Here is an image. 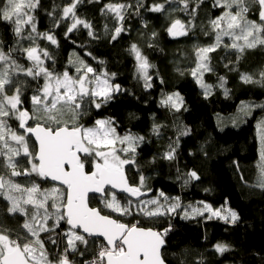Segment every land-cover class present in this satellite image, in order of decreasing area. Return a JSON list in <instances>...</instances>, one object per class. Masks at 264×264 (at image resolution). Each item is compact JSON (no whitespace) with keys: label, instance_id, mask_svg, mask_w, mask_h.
<instances>
[{"label":"snow or ice","instance_id":"snow-or-ice-1","mask_svg":"<svg viewBox=\"0 0 264 264\" xmlns=\"http://www.w3.org/2000/svg\"><path fill=\"white\" fill-rule=\"evenodd\" d=\"M175 2L164 0L148 8L143 0H135L134 4L110 0L100 8V13L111 16L116 26L110 30L105 24V33L110 34V41H116L127 31L124 23L129 15H140L142 8L163 13L166 4L170 6ZM85 3L98 4L100 0H68L63 5H53L52 11L47 13L55 27L67 23L66 38L83 29L88 37L98 39L92 21L78 15L79 7ZM179 4L183 5L180 10L192 19L187 25L180 19L173 20L167 28L173 38L189 34V26L193 25L199 7L197 4L190 8V0H179ZM215 4L221 9V15L209 21L215 41L196 48V68L191 72L205 98L211 95L213 87L203 79L205 73L214 71L210 66V53L223 44L225 49L235 51L236 62H239L246 50L264 48V0H215ZM41 6L42 0H0V21L10 24L16 37V46L7 51L0 42V169H3L0 172V199L6 203V216L20 218L17 230L0 221V264H169L165 250L171 225L162 231L155 230L141 227L139 220L124 223L113 218L111 213L118 217L141 216L158 220L177 215V209L184 206L178 197H168L163 192L155 198L143 199L147 194L143 174L138 184L129 182L126 171L131 166L139 167L137 149L144 141L143 136L131 132L119 135L111 119H98L92 127L79 124L86 103L99 109L120 91V86L111 82L115 73H97L84 60H79L75 76L67 70L63 73L49 70L45 60L52 59L51 54L41 48L37 40H47L52 45H57L58 41L51 30H38L36 13ZM253 10L258 14V20L248 18ZM155 35L152 33L153 37ZM224 37L231 43L224 44ZM24 40L30 41V45L23 47ZM16 52L22 53L30 66L20 63L13 55ZM130 52L134 54L139 78L143 79L145 88H150L152 65L135 43L130 46ZM21 77L42 81L37 83L30 96L31 109L23 107L27 88ZM239 78L246 84L264 86V69L259 73V79L249 73H240ZM226 82L225 77H219V87L224 88ZM224 91L227 95L228 90L225 88ZM161 104L179 112L183 99L174 93ZM250 107L244 105L241 111L250 114ZM259 107L264 108V105ZM9 120L17 121L18 128L14 129ZM261 126L264 127V121ZM162 127L154 124L153 134L160 136ZM188 134L186 128L179 130L177 139L169 143L161 158L174 160L179 136ZM258 167L256 186L264 189V136H261ZM187 175L185 184L200 178L194 170ZM18 177L29 179L21 183L15 179ZM48 181L53 182L52 186L44 188L41 182ZM90 193L101 195V202L110 214L105 215L101 209L90 206ZM118 193L123 195L118 196ZM200 204L202 207H184L181 218L191 219L208 213V219L217 218L226 224H235L240 219L232 209H214L207 203ZM97 237H102L103 241L89 260L86 254L90 238ZM49 245L57 249L55 254ZM213 247L219 254L229 251V246L224 243ZM76 253L83 258L79 262L69 259L70 254ZM198 264H203V260L200 259Z\"/></svg>","mask_w":264,"mask_h":264},{"label":"trees","instance_id":"trees-1","mask_svg":"<svg viewBox=\"0 0 264 264\" xmlns=\"http://www.w3.org/2000/svg\"><path fill=\"white\" fill-rule=\"evenodd\" d=\"M214 1L190 0V8L197 4L199 7L193 20L195 29L187 38L175 40L167 32L172 21L178 19L172 17H180L186 25L192 19L180 10L183 5L178 0L174 6L166 4L163 13L142 8L140 15H129L124 23L127 31L116 41H110V34L105 33L104 25L107 24L111 30L116 22L111 16L105 17L100 13V8L110 0H100L98 4L85 3L78 9V15L92 21L98 39L88 37L83 29L70 33V38H66L67 23L55 27L47 13L52 11L53 5H63L68 0H42V6L36 13L38 30H51L58 44L52 45L47 40H37V44L50 52L52 59L45 60V65L55 73L66 70L72 73L69 60L73 54L96 72L115 73L112 83L118 84L120 91L115 92L113 98L99 109L94 105L88 106L78 122L91 126L98 119H111L118 134L131 132L144 137L137 149L139 167L131 166L126 171L131 184H138L140 175H144V191L147 192L144 197L152 198L163 192L168 197H178L181 205H200L204 202L214 209H232L240 217L235 224H226L217 218L208 219L207 215L182 219L177 209V215L158 220L141 216L118 217L116 213H111L113 218L128 224L139 220L141 227L161 231L171 225L165 250L169 264H180L181 261L198 264L200 259L203 264H264V189L256 186L261 152L257 125L264 118V108L259 107L264 105V86L246 84L239 78L240 73H249L259 79V73L264 69V48L246 50L243 58L236 62L235 51H227L221 45L211 54L214 71L207 73L205 78L213 84L214 90L205 98L189 70L194 59L193 41L206 43L205 40L212 34L208 29V36L204 37L198 27L203 26L204 20L218 14ZM111 2L134 4L135 0ZM157 2L163 3L164 0H143L148 8ZM248 18L256 19L257 13L253 10ZM152 33H156L155 37ZM15 41L12 26L0 21V42L5 51L15 47ZM133 43L143 50L152 65L150 88H145L135 71V58L130 52ZM183 48L189 52L190 58L178 66L176 63L180 56L175 54L182 52ZM13 55L20 63L30 66L22 53ZM226 64L229 67H225ZM229 68L234 70L229 71ZM220 76L227 81L224 88L219 87ZM21 80L26 81L27 88L24 108L31 109L30 96L40 81L24 77ZM171 92L178 93L183 99L179 112L161 104L166 94ZM244 105H253L250 114L240 111ZM239 112L240 115H237ZM11 121L14 129L18 128V122ZM154 124L163 125L160 136L153 134ZM185 128L189 134L179 136L176 158L172 161L162 159L169 143L175 141L179 130ZM193 170L199 180H190L185 184L187 174ZM44 184L52 185L50 182L42 183L43 187ZM122 195L118 193V196ZM90 205L101 209L105 215L110 214L100 197L91 196ZM5 211L4 204L0 202V221L6 227L17 230L20 218L8 217ZM90 241L87 259L94 257L102 242L95 238H90ZM217 243L228 245L229 251L217 253L213 247ZM48 247L53 254L57 252L51 245ZM69 259L79 262L83 258L76 253L70 254Z\"/></svg>","mask_w":264,"mask_h":264},{"label":"rangeland","instance_id":"rangeland-1","mask_svg":"<svg viewBox=\"0 0 264 264\" xmlns=\"http://www.w3.org/2000/svg\"><path fill=\"white\" fill-rule=\"evenodd\" d=\"M178 3V0H176V2L175 3H173V4H171L172 6H174V5H176ZM216 6V4H215V1H214V7ZM217 7V6H216ZM215 7V8H216ZM217 9H218V14L216 15V16H214V17H212V18H208L206 21L204 20L203 21V26L200 28V27H198V30H200L201 29V32H203L204 33V37H207L208 35H205V32H207V30L209 29L210 31H211V36H210V38H211V40L209 41V39L210 38H208V40H205L206 41V43H196V40H194L193 41V46H192V50H194V54H193V60H192V62H193V66H191V68H190V74H191V72H192V70L194 69V68H196V63H197V58H196V48L197 47H203V46H208V45H211L212 43H214V41H215V33L212 31V29H211V25H210V23H209V21L210 20H212V19H215L217 16H219V15H221V9L219 8V7H217ZM172 18H178V19H180V17H178V16H175V17H172ZM249 19H253V18H249ZM182 20V19H181ZM256 20H258V14H257V18H256ZM183 23H184V21H183ZM186 24V23H185ZM194 29H195V25H192V26H189V35H190V33L192 32V31H194ZM188 36V35H187ZM187 36H182V37H180V38H178V40L179 39H183V38H187ZM169 37H170V35H169ZM175 40H177V39H175ZM30 41H28V40H24L23 42H22V45H23V47H27V46H29L30 45ZM223 43L224 44H230L231 43V41H230V39L228 38V37H224L223 38ZM223 45V44H222ZM138 48L141 50V53L145 56V54H144V52H143V50L138 46ZM224 49H225V47H224ZM227 51H234V50H231V49H227ZM211 54L212 53H210L209 54V56H210V66H211ZM175 55H177V56H180L179 57V59H178V61H177V63L176 64H178V66L182 63V61H186L187 59H189L190 58V54H189V52L186 50V48H183V50H182V52H178V53H176ZM133 56H134V54H133ZM146 57V56H145ZM23 58V57H22ZM25 58V57H24ZM135 58V57H134ZM79 60H81L80 59V57H78L76 54H73V55H71V58H70V60H69V66L72 68V73H70L71 75H73V76H75V75H77V73H76V66L78 65V62H79ZM27 61V60H26ZM27 63V62H26ZM29 64V63H28ZM30 65V64H29ZM135 66H136V60H135ZM151 69V68H150ZM150 69H149V75L151 74V72H150ZM136 71V70H135ZM102 72H105V71H102ZM56 73H59V72H56ZM97 73H100V72H97ZM136 73H137V71H136ZM138 74V73H137ZM206 74L207 73H205L204 74V76H203V79H204V81H205V83H208V84H210V85H212L213 86V84H211V83H209V82H207L206 81ZM253 76H254V78L255 79H258L257 77H256V75H254V74H252ZM192 76V75H191ZM139 77V76H138ZM193 77V76H192ZM194 78V80L196 81V78L195 77H193ZM140 80H142V82L144 83V81H143V79H140ZM40 82H42V81H40ZM112 82V81H111ZM200 87V86H199ZM200 89H201V91L203 92V89L200 87ZM213 90H214V86L212 87V92H213ZM211 92V93H212ZM174 93H176V92H174ZM173 92H171V93H169V94H166V96H165V98L168 96V95H171V94H174ZM204 94V93H203ZM180 96V95H179ZM181 97V96H180ZM164 98V99H165ZM90 105H92L90 102H88V103H86L85 104V109H87V107L88 106H90ZM249 106H252V107H250V109L251 108H253V105H249ZM241 109H242V107H241ZM241 109H240V111H241ZM243 114H245V112H243V111H241ZM237 115H240V112L239 113H237ZM237 115H236V117H237ZM235 120H236V123H237V119L235 118ZM232 121H234V119L232 120ZM262 121H264V118L258 123V125H257V134H258V138H259V143H260V149H261V136H264V127H262L261 126V122ZM15 123H17V121H15ZM30 123L31 124H34V121H30ZM9 124L14 128V126H13V124H12V121L11 120H9ZM94 125V124H93ZM93 125H91V126H86V125H83L84 127H92ZM115 126V125H114ZM22 131V130H21ZM118 133V132H117ZM120 135V134H119ZM32 143L34 144V142H33V140H32ZM3 170H0V172H2ZM15 179H17L19 182H21V183H26L27 181H28V179L29 178H26V177H18V178H15ZM41 183H43V182H41ZM43 186V185H42ZM52 186V185H51ZM51 186H47L46 184H44V187L45 188H48V187H51ZM146 192V191H145ZM147 193V192H146ZM146 196V195H145ZM159 196V195H158ZM155 197H157V196H154V197H152V198H155ZM143 199H148V197H142ZM162 199V198H161ZM0 202H2L3 204H4V206H5V210H6V203L2 200V199H0ZM192 205V204H191ZM182 206H184V207H187V206H189V205H182ZM192 206H200V207H202V204H200V205H197V204H193ZM184 207H182V208H180V209H178L179 211H180V214H181V216H183V211H184ZM204 215H209L208 213H205ZM197 217V216H196Z\"/></svg>","mask_w":264,"mask_h":264},{"label":"water","instance_id":"water-1","mask_svg":"<svg viewBox=\"0 0 264 264\" xmlns=\"http://www.w3.org/2000/svg\"><path fill=\"white\" fill-rule=\"evenodd\" d=\"M172 39H178V38H180V37H175V38H173L172 36H170ZM117 93V92H116ZM32 140H33V142H34V137L32 138ZM127 176V175H126ZM48 182H50V183H52L53 184V182H51V181H48ZM109 191H112V192H117V190H115V189H109ZM91 196H96V197H100L101 198V195L100 194H92V193H90L89 194V200H90V197ZM91 206V205H90ZM91 207H93V206H91ZM94 208H97V207H94ZM146 228V227H145ZM154 229V228H153ZM156 230V229H155ZM95 239H99V240H101V241H103V238L102 237H97V238H95Z\"/></svg>","mask_w":264,"mask_h":264},{"label":"flooded vegetation","instance_id":"flooded-vegetation-1","mask_svg":"<svg viewBox=\"0 0 264 264\" xmlns=\"http://www.w3.org/2000/svg\"><path fill=\"white\" fill-rule=\"evenodd\" d=\"M23 107H25V104L23 105ZM30 109V108H29ZM29 123H30V121H29ZM31 124V123H30Z\"/></svg>","mask_w":264,"mask_h":264},{"label":"bare ground","instance_id":"bare-ground-1","mask_svg":"<svg viewBox=\"0 0 264 264\" xmlns=\"http://www.w3.org/2000/svg\"><path fill=\"white\" fill-rule=\"evenodd\" d=\"M90 259H91V258H90ZM90 259H89V260H90Z\"/></svg>","mask_w":264,"mask_h":264},{"label":"built area","instance_id":"built-area-1","mask_svg":"<svg viewBox=\"0 0 264 264\" xmlns=\"http://www.w3.org/2000/svg\"><path fill=\"white\" fill-rule=\"evenodd\" d=\"M91 259H92V258H91ZM91 259H90V260H91Z\"/></svg>","mask_w":264,"mask_h":264}]
</instances>
